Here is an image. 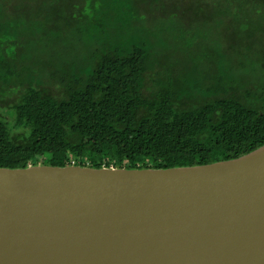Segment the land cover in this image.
I'll use <instances>...</instances> for the list:
<instances>
[{
  "label": "trees",
  "instance_id": "obj_1",
  "mask_svg": "<svg viewBox=\"0 0 264 264\" xmlns=\"http://www.w3.org/2000/svg\"><path fill=\"white\" fill-rule=\"evenodd\" d=\"M212 23H264V0H0V168L184 167L264 145V86L240 81L230 44L189 48Z\"/></svg>",
  "mask_w": 264,
  "mask_h": 264
},
{
  "label": "water",
  "instance_id": "obj_2",
  "mask_svg": "<svg viewBox=\"0 0 264 264\" xmlns=\"http://www.w3.org/2000/svg\"><path fill=\"white\" fill-rule=\"evenodd\" d=\"M0 264H264V145L184 167L0 168Z\"/></svg>",
  "mask_w": 264,
  "mask_h": 264
},
{
  "label": "rangeland",
  "instance_id": "obj_3",
  "mask_svg": "<svg viewBox=\"0 0 264 264\" xmlns=\"http://www.w3.org/2000/svg\"><path fill=\"white\" fill-rule=\"evenodd\" d=\"M194 31H198L197 37L192 36L196 44L192 48L190 46V49L194 50L195 48L196 51L200 50L201 52L204 49L209 51L211 45L214 44L211 39L215 42L219 39L227 46L230 44L231 48L229 49H231V52H236L237 56L232 55V59H228L226 63L230 64L234 72L237 71L240 81L248 84L255 83L256 87L264 86V23H212L207 26H198ZM204 31L208 32L211 37L206 36V39H204ZM245 37L249 40L242 47L243 41L246 40ZM207 55L212 56V53H207ZM209 62L212 63V60ZM217 63L216 61L211 65L212 69H216V73H218L215 66ZM4 110L5 108L0 107V114H4ZM14 128L18 130V128Z\"/></svg>",
  "mask_w": 264,
  "mask_h": 264
},
{
  "label": "built area",
  "instance_id": "obj_4",
  "mask_svg": "<svg viewBox=\"0 0 264 264\" xmlns=\"http://www.w3.org/2000/svg\"><path fill=\"white\" fill-rule=\"evenodd\" d=\"M73 164H75V163H73ZM111 166H113V165H111Z\"/></svg>",
  "mask_w": 264,
  "mask_h": 264
}]
</instances>
